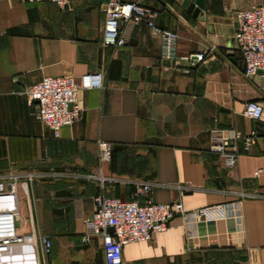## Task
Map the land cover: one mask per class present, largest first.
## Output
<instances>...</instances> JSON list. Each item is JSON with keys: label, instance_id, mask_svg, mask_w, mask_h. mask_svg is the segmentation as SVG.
I'll list each match as a JSON object with an SVG mask.
<instances>
[{"label": "crops", "instance_id": "0c3cea01", "mask_svg": "<svg viewBox=\"0 0 264 264\" xmlns=\"http://www.w3.org/2000/svg\"><path fill=\"white\" fill-rule=\"evenodd\" d=\"M124 1L151 7L157 27L177 35L173 61L162 58L158 35L132 22L121 27L122 47H103L107 0H70L64 11L0 0V175H65L18 191L22 221L51 241L40 264H105L101 239L82 241L81 217L96 195L127 201L147 181L154 203L180 202L186 212L254 197L241 200L240 229L228 218L188 234L174 216L151 241L125 245L123 264H264V112L259 122L242 116L247 102L264 110V72L245 77L235 38L236 12L264 0H202L196 16L188 12L196 0ZM87 74H101L102 88L79 90L81 117L54 138L25 92L46 76L68 75L80 87ZM227 130L256 133L239 143L230 172L208 152L212 132ZM99 141L113 148L103 185L83 177L98 172Z\"/></svg>", "mask_w": 264, "mask_h": 264}, {"label": "built area", "instance_id": "2783aa9c", "mask_svg": "<svg viewBox=\"0 0 264 264\" xmlns=\"http://www.w3.org/2000/svg\"><path fill=\"white\" fill-rule=\"evenodd\" d=\"M18 1L27 4L47 1L61 11L66 10L70 4V0ZM104 13L103 47H122L125 41L121 36V27L123 23L132 22L137 26L147 27L153 35H158L162 43V58L168 62L174 60L177 35L157 27L156 12L151 7L140 1L107 0ZM235 25V38L243 61L244 75L247 78L256 77L264 72V4L237 11ZM194 59L201 62L204 55H194ZM102 85L101 74L84 75L80 87L68 75L46 76L27 89L25 96L28 105L35 109V117L52 132L54 138H58L63 128L71 127L81 117L79 90L101 89ZM263 112L259 103L247 102L242 116L259 122ZM255 137V132L245 136L235 130L213 131L208 152L221 158L225 170L230 172L238 161L239 143L249 146ZM97 147L98 172L83 177L103 185L112 181L101 174V166L110 162L113 148L111 144L102 141L97 143ZM262 172L256 171L254 177ZM45 176L57 179L65 175L57 172L47 175L33 172L0 175V204L5 200L11 202L9 207L0 205V264H40V256L45 257L50 253L49 237L37 234L33 227L27 228L17 208L18 191L26 194L35 180ZM154 185V182L149 181L140 183L127 201L100 193L93 198V211L81 217L86 228L82 241L87 243L91 236L100 238L105 264H123L122 248L125 245L151 241L154 235L168 229L174 216L182 218L188 234L199 222H217L228 218H233L240 229L241 200L254 197L240 193V199L235 202L186 212L180 202L154 203L150 198ZM177 188L185 189L182 186ZM108 229H112V232Z\"/></svg>", "mask_w": 264, "mask_h": 264}, {"label": "water", "instance_id": "95a60500", "mask_svg": "<svg viewBox=\"0 0 264 264\" xmlns=\"http://www.w3.org/2000/svg\"><path fill=\"white\" fill-rule=\"evenodd\" d=\"M201 8H202V0H196L195 3H191L188 6V12L193 13V15L196 16L199 12V9H201ZM108 231L112 232V229H108Z\"/></svg>", "mask_w": 264, "mask_h": 264}, {"label": "bare ground", "instance_id": "6f19581e", "mask_svg": "<svg viewBox=\"0 0 264 264\" xmlns=\"http://www.w3.org/2000/svg\"><path fill=\"white\" fill-rule=\"evenodd\" d=\"M0 205L9 207L11 205V202H9L8 200H5V201H2Z\"/></svg>", "mask_w": 264, "mask_h": 264}, {"label": "rangeland", "instance_id": "374dc122", "mask_svg": "<svg viewBox=\"0 0 264 264\" xmlns=\"http://www.w3.org/2000/svg\"><path fill=\"white\" fill-rule=\"evenodd\" d=\"M20 194V193H19Z\"/></svg>", "mask_w": 264, "mask_h": 264}]
</instances>
